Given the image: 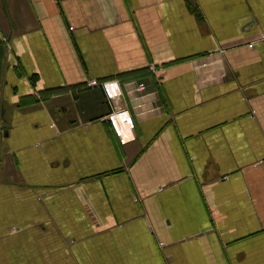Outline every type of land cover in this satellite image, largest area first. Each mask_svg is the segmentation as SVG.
Returning a JSON list of instances; mask_svg holds the SVG:
<instances>
[{
    "label": "crops",
    "instance_id": "1",
    "mask_svg": "<svg viewBox=\"0 0 264 264\" xmlns=\"http://www.w3.org/2000/svg\"><path fill=\"white\" fill-rule=\"evenodd\" d=\"M0 264H264V0H0Z\"/></svg>",
    "mask_w": 264,
    "mask_h": 264
},
{
    "label": "built area",
    "instance_id": "2",
    "mask_svg": "<svg viewBox=\"0 0 264 264\" xmlns=\"http://www.w3.org/2000/svg\"><path fill=\"white\" fill-rule=\"evenodd\" d=\"M156 68L153 65L149 66V71L156 73ZM88 87L98 86L104 89L106 92L108 101L111 105V112L108 115V120L111 121L115 131L120 136L122 141L127 142L134 139L132 133L130 132L131 119L127 109L123 108L122 105L118 103V100L123 96L121 86L117 81H97L91 80L87 84ZM146 87L144 84H139L137 86V91H145ZM127 129L128 132L124 130Z\"/></svg>",
    "mask_w": 264,
    "mask_h": 264
}]
</instances>
